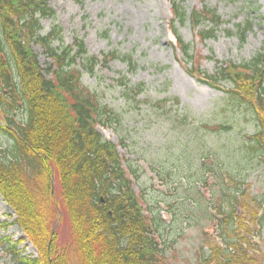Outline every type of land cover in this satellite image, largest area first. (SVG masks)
I'll return each instance as SVG.
<instances>
[{"label":"trees","instance_id":"16d2710c","mask_svg":"<svg viewBox=\"0 0 264 264\" xmlns=\"http://www.w3.org/2000/svg\"><path fill=\"white\" fill-rule=\"evenodd\" d=\"M173 12L175 21L189 20L203 40L214 37L222 24L207 5L188 13L174 0ZM46 18H56L48 0L0 1V132L8 140L0 143V194L39 254L20 264H161L166 258L163 231L172 222L164 220L159 206L144 207L134 188L138 170L98 129L119 115L82 84L85 74H96L119 54L104 53L101 60L77 36L72 45L65 44L57 24L44 34ZM251 28V22L238 25L243 40ZM176 36L192 64V47ZM34 45L50 59L47 67ZM200 75L214 88L229 83L228 96L248 105L257 126L245 150L264 161V52L240 65L221 62L215 74ZM122 82L130 98L145 90L142 83ZM204 161V180L213 176L220 197L213 209L218 212L207 217L219 231L216 240L206 237L208 249L201 247L198 264H264L257 240L264 225L256 198L245 195L242 181L229 173L217 175ZM62 225H68L66 237Z\"/></svg>","mask_w":264,"mask_h":264},{"label":"rangeland","instance_id":"374dc122","mask_svg":"<svg viewBox=\"0 0 264 264\" xmlns=\"http://www.w3.org/2000/svg\"><path fill=\"white\" fill-rule=\"evenodd\" d=\"M178 1L188 13L205 5L215 9L222 18L215 36L200 39L189 20L174 22L173 0H49L56 19H44L42 33L57 24L64 29L65 44H73L77 36L100 59L104 53L118 52L96 74H85L82 84L119 115L100 130L121 145L126 163L138 170L134 188L144 205L159 206L164 220L172 222L163 231L166 258L161 264H198L201 247L208 249L206 237L216 240L219 231L207 217L218 212L213 209L220 197L213 176L204 180L203 157L217 175L229 173L242 181L245 195L256 198L264 225V161L245 150L248 136L256 131V119L247 104L228 96L229 83L214 88L200 75L215 74L221 62L240 65L264 52V0ZM247 22L252 28L243 40L238 25ZM174 27L192 47V64L177 43ZM35 50L41 65L48 66L42 48L35 45ZM122 81L128 86L142 83L145 90L130 98ZM217 125L232 128L216 130ZM7 142L0 132V143ZM15 219L0 195V264L38 257ZM62 228L66 237L68 225ZM257 240L264 253V227Z\"/></svg>","mask_w":264,"mask_h":264}]
</instances>
